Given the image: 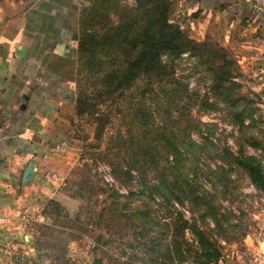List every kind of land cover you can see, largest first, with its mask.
<instances>
[{"label":"rangeland","instance_id":"obj_1","mask_svg":"<svg viewBox=\"0 0 264 264\" xmlns=\"http://www.w3.org/2000/svg\"><path fill=\"white\" fill-rule=\"evenodd\" d=\"M192 3L74 0L71 163L4 264H243L258 256L264 100L225 23Z\"/></svg>","mask_w":264,"mask_h":264},{"label":"crops","instance_id":"obj_2","mask_svg":"<svg viewBox=\"0 0 264 264\" xmlns=\"http://www.w3.org/2000/svg\"><path fill=\"white\" fill-rule=\"evenodd\" d=\"M74 0L0 3V264L21 247L28 217L55 200L76 117ZM189 5V4H188ZM192 10L225 23L264 100V0H196ZM189 5V6H190ZM258 256L243 264H264Z\"/></svg>","mask_w":264,"mask_h":264},{"label":"trees","instance_id":"obj_3","mask_svg":"<svg viewBox=\"0 0 264 264\" xmlns=\"http://www.w3.org/2000/svg\"><path fill=\"white\" fill-rule=\"evenodd\" d=\"M193 1H196V0H193ZM181 27V26H180ZM157 48L156 46H153L151 47V51H150V47H149V56L151 55L152 51ZM146 57V54L145 53H142L141 57H140V61H142L144 58ZM139 62V60H138ZM133 70V69H132ZM133 71H129V75H127V78H131L133 76ZM78 106V95H77V100H76V108ZM256 182V180H254ZM50 203V202H49Z\"/></svg>","mask_w":264,"mask_h":264},{"label":"built area","instance_id":"obj_4","mask_svg":"<svg viewBox=\"0 0 264 264\" xmlns=\"http://www.w3.org/2000/svg\"><path fill=\"white\" fill-rule=\"evenodd\" d=\"M257 2H259V0H257ZM263 106H264V103H263ZM67 148V144L66 143H61L59 145H56L55 147V152H64Z\"/></svg>","mask_w":264,"mask_h":264}]
</instances>
